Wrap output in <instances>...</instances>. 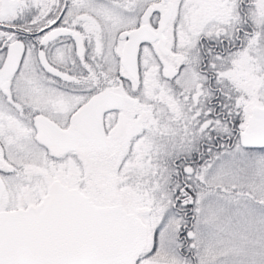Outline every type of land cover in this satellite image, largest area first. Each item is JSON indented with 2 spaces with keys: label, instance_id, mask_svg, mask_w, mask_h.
I'll return each instance as SVG.
<instances>
[{
  "label": "snow or ice",
  "instance_id": "obj_1",
  "mask_svg": "<svg viewBox=\"0 0 264 264\" xmlns=\"http://www.w3.org/2000/svg\"><path fill=\"white\" fill-rule=\"evenodd\" d=\"M0 264H264V0H0Z\"/></svg>",
  "mask_w": 264,
  "mask_h": 264
}]
</instances>
